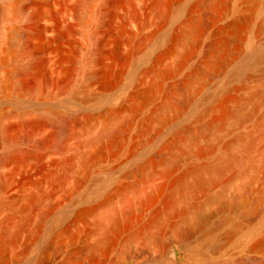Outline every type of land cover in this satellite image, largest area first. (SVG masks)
I'll list each match as a JSON object with an SVG mask.
<instances>
[{"label": "rangeland", "instance_id": "374dc122", "mask_svg": "<svg viewBox=\"0 0 264 264\" xmlns=\"http://www.w3.org/2000/svg\"><path fill=\"white\" fill-rule=\"evenodd\" d=\"M28 1L33 0H0V4L5 5L6 13H10L14 5ZM34 1L37 3L34 4L35 6L32 5V10H41L43 5L41 10L43 14L38 16L33 23L34 29L40 33L41 38L38 36L37 40L32 39L29 49L40 52L36 54L35 61L40 63L43 69H39L40 72L28 70L30 73H25L26 77L47 79V92L44 93L40 89L37 94L33 95L35 96L33 98L28 95L21 96L14 88L8 90L4 87L5 77L11 76L12 72L15 73L19 64L26 61V57L25 49L17 39L13 37L6 41L8 25H2L0 62L3 57H6V61L0 64V124L2 121H7L15 125L20 114H25L31 119L45 115L53 119L52 122L55 124L46 125L47 128L44 126L37 132L35 140L41 142L38 147L29 144L20 146L23 153L29 157L28 160L21 163L17 161L14 163L12 160L13 163L11 161L10 166L7 165L4 168L5 173L12 174L11 185L5 194L8 197L18 196L14 206L5 205L0 209V220L7 219L10 231L13 232L18 226L17 213L20 210L28 219V225L20 231L17 242L6 251V264H38L39 260L40 264H260L264 261V244L261 247L253 246L259 239H264V213L260 216V212L259 216H256V212L261 210L262 206L264 207V199L261 198L264 197V27L257 28L259 22L264 20V0H230L228 11L208 27L201 42H207L209 33L216 28L228 24L236 9H249L256 6L253 17L255 20L249 27L250 31L247 30L248 32L246 31L244 35L245 39L238 56L236 55L237 58L234 56L235 58L233 57V60L231 58L227 63L229 66L226 65L216 75L196 84L199 89L190 95V102L179 115L169 113L166 117H158L152 120L146 134H138L136 132L137 123L165 99L163 92L156 94L153 100L140 111L141 113L139 112L127 140L122 145L113 146L104 153L106 155L103 157L102 155L94 157V149L88 144L89 140L104 126L103 110L116 107L136 84L144 83L141 86L147 84L149 77L144 75V68L151 65L158 51L167 48V37L178 28L179 23L187 18V14L190 17H197L201 11L198 8L191 9L196 0H171L168 21L161 27L158 26L161 17L150 9L152 0H116L117 2L113 4L111 0H94L90 12L84 14L83 17H76L77 7L81 0H48L47 4H42L41 0ZM145 21L147 24L144 27L142 24ZM17 23L21 27L31 24L26 18L19 19ZM120 27L132 34H149L155 28L158 30L156 37L146 46L139 47L137 49L139 53L136 56L134 53L126 65L121 62L120 64L109 54L114 46H117L118 52L122 54L127 51L129 53L131 51L129 48L133 47L128 41L117 43L115 40L117 36L113 34H116ZM59 31H63L64 35L57 39L56 35ZM99 39L104 40L102 47L97 51L93 50V42ZM4 43L13 45L15 50L12 45L10 46L12 47L10 51L15 52L13 56L11 52L7 53L4 50L6 46ZM88 52L93 53L96 60L95 65L91 64L88 73H85L81 67L78 71L79 64L77 65L74 60L77 61L81 54ZM178 53L179 49L175 48L165 54L161 57L160 64L162 66L171 64ZM200 55L201 49L192 53L187 64L178 73L163 79V87L166 88L180 80L189 66L199 60ZM117 70H121V73L116 83L106 91L103 90L101 85L104 86V82L108 84L113 81ZM25 73L21 76H18L19 73L12 74L11 78L14 82L25 83L24 81L31 80L26 83H32L34 79L26 78ZM77 73L75 87L83 86L84 93L66 91ZM37 74L40 75L37 76ZM58 92L60 94L64 92V95ZM226 92L234 94L236 102H243L247 97L249 105L256 104L257 110L255 109L252 119L247 120L234 131L228 128L229 132L228 130L222 132L224 141L232 140L238 135L252 134L253 143L247 158H240L236 164L224 168H219L216 161H213L215 156H206L201 159L191 157L182 162L172 178L177 177L183 170L188 168L194 170L197 166L196 169L202 170L205 183L201 186L196 185L193 179H190L184 187L179 182L172 184V188L171 185L167 186L161 194L163 198L160 196L158 201L153 202L154 205L151 203V206L149 204L142 207L143 209L135 205L133 209L140 220L137 218L138 221L124 225L117 232L115 239L106 244L101 251L93 252L84 249V245H92L99 237L95 222L100 217L99 215L109 207L118 205L119 197L115 196L114 188L120 184L123 185L126 189L122 194L126 195L128 189L134 185L150 190L154 185L162 183L163 179L157 175L147 177L152 171L151 166L144 171L136 169L137 166L142 165L147 156L155 155L156 151L162 149L165 143L172 138L175 129L183 128L194 131L195 128L199 129L203 126L210 117V113L206 111L207 108L212 105L217 95ZM83 94L87 97L85 100L81 97ZM233 103L234 101L230 102L231 105ZM5 114L15 117H7ZM258 123L260 127L256 128ZM132 144H134L133 148H131ZM178 145H181V142H177L176 146ZM3 152L4 146L1 143L0 132V153L3 154ZM89 153L92 154L89 155ZM83 157L88 160L94 157L96 160L93 158L89 160L87 165L89 170H82L80 167ZM68 158L71 161L67 160ZM17 163L20 165L18 166ZM71 167H76L81 171H79L80 177H83V174L86 175L85 178L83 177L82 186H79ZM155 168V171H158L161 167L156 166ZM77 185L79 188L74 193ZM224 188L228 192H235L236 189L237 194H242L244 190L246 192L244 196L247 195L248 201L245 200L244 204L233 210L224 209L220 201L214 202L203 211L210 217V222L214 227L213 232L192 226L196 231L193 228L191 231L190 228V234L186 235L187 237L179 236V230L185 228L183 210L186 203L188 201L194 204L202 203L205 197L215 196ZM110 193V198H113L101 203L93 211L94 213L84 218H74L76 210L84 206L87 201L101 194ZM183 194L187 195L188 201L182 197ZM30 195L33 197L30 198ZM165 196H168V201ZM250 196L257 197V202ZM3 197L4 195L0 194V201ZM55 201L56 204H52ZM50 205H53V208H51L49 217H53L46 221L35 245L25 251L29 231L35 227L41 213ZM160 207L163 212L159 215L158 222L143 226V222L151 219L156 214L155 210L158 211ZM221 219L223 221H220ZM226 219H230V223L235 222L236 226L224 227L222 223ZM245 220H249L248 223ZM67 226L68 230L65 229ZM216 226H219L218 229ZM163 228L165 230H161ZM64 230H67L66 233ZM82 230H88L90 234L85 237ZM51 233L57 236H55L54 245L48 247L47 250H41L42 242ZM78 248L80 251L77 253Z\"/></svg>", "mask_w": 264, "mask_h": 264}, {"label": "bare ground", "instance_id": "6f19581e", "mask_svg": "<svg viewBox=\"0 0 264 264\" xmlns=\"http://www.w3.org/2000/svg\"><path fill=\"white\" fill-rule=\"evenodd\" d=\"M41 1H42V4L48 3V0H44V1L41 0ZM93 1L94 0H81L79 2V7H77L78 9H77V13H76L77 16L76 17H83L84 14L89 13L91 10V5H92ZM108 1H107V3H108ZM111 1H113L112 4L117 2L116 0H111ZM243 1H246V0H243ZM229 2H230V0H196L193 3V5L191 6V9H193V8L200 9V11H201L200 14L197 17H190L187 14V18H185L181 23H179V26H177L178 28H176V30H174L173 33L167 37V39H168L167 48L158 51L155 58H153L151 65L149 67L144 68V71H143L144 75L149 77V81L147 82V84L144 86H141L144 83H142L141 85H140V83L136 84L135 87H133L134 89L131 92H129L126 96H124L123 99L120 101V103L116 107L106 108L103 110L102 114L105 115L104 126L88 142V144L94 149V155H95L94 157L101 156V155H102L101 157H103V155L105 156L106 154H104V153L109 151L113 146H116L119 144L122 145L127 140L130 129L132 128V126L136 122L135 120H137L136 118L138 117L139 112L143 108H145L149 104V102H151V100H153V98L156 96V94H158L159 92H163L165 95V99H163V101L160 104L158 103V105L152 109L150 114H148L147 116L142 118L137 123L136 132L138 134H141V135L146 134L152 120H154L158 117H161V116L166 117L169 113L179 115V113H181V111L186 107L188 102H190V100H191L190 95L194 91L199 89V87L197 88L198 85H196V84H198L201 80H205V79H208V78L216 75L217 72H219L221 69L225 68L226 65H228L227 63L229 62V60L231 58L233 60V57L238 54L240 47H242L241 45L243 43V40L245 39L244 35H245L246 31L249 30V27H251L253 21L255 20V19L253 20V17H254V13L256 12V6L253 5L254 7H250L249 9H241V8L236 9L233 13L232 20L228 24H226L224 26L219 25L220 27L216 28L214 31L209 33L207 42H205V43L201 42V38L203 37V34L206 32L208 27L213 22H217L216 20H218L219 17H221L223 14H225L228 11ZM35 3H37V2L34 0L28 1V2H22V3L20 2V4H16L12 7L10 13L5 12V5L4 4H0V29H1L2 25H4V24L8 25V32H7L6 41H8V40H10V38L14 37L15 39H17L19 44L23 45V49H25L26 61L20 63L19 66L17 67V70L15 73H17V74L19 73L18 76L19 75L21 76V74L23 75V73H25V72L30 73L28 70H34V71L36 70V72L37 71L40 72L39 69H43L41 64L35 61L36 54L39 51L34 52L31 49H29L30 41L40 35V33L36 29H34L35 27H33V23L38 16L43 14L42 13L43 11L41 12L43 5L41 6L42 7L41 10H32V5L35 6L34 5ZM39 6H40V4H39ZM39 6H37V7H39ZM6 9H8V7H6ZM48 9H47V11L49 12ZM150 9L153 13H155L156 15L161 17L158 26L162 27L168 21L169 14L171 11V0H152V2L150 4ZM44 10H46V9H44ZM51 15L55 16V14H51ZM24 18H26L29 22H31V24L27 27H21L17 23L19 19L22 20ZM101 23H102V21H101ZM259 23H260L259 25L257 23V25H258L257 28L262 29L264 27V20H261V22H259ZM146 24H147V21H145L142 25L144 26ZM68 28L70 29V27H68ZM157 31L158 30L155 28L149 34H143V33H136V34L133 33L132 34V32L131 33L126 32L125 28L120 27L117 30V33L113 34V35L117 36L115 40L117 41V43H120V41H128L132 44L133 47H132V49L129 48L131 50L129 53H127L128 52L127 51V52L122 54V53L118 52L117 46H114L110 49L109 54H111L114 57V59L116 58L119 63L121 62V63L126 65V63H128L131 60V57H133L134 53H135V56L139 53L137 50V49H139V47L146 46L150 41H152L156 37ZM256 31H258V30H256ZM258 32H260V30ZM258 32H256V33H258ZM63 35H64V32L59 31L56 35V38L60 39L63 37ZM15 39H13V40H15ZM36 40H37V38H36ZM17 41H15V43ZM103 42H104V40L102 41V39L94 41L93 42V50L97 51L98 49H100L102 47ZM8 44H9V46H7ZM8 44L6 43L5 49L3 48L7 53L11 52L10 49L13 47L12 44H10V43H8ZM11 45H12V47H10ZM175 48L179 49V53H178L176 59L171 64L166 65V66H162L160 64L161 57H163L165 54L171 52ZM198 49H201V55H200L199 60L197 62H195L194 64H192L191 66H189L187 72L182 76V78L180 80H178L177 82L172 83V84L169 83L170 85H168V87L164 88L163 87V79L165 77L171 76L174 73H178V71H180L187 64V61L189 60L188 59L189 56L192 53L194 54V52L197 51ZM13 50H15L14 47H13ZM77 51H79V50H77ZM13 52L14 51L11 52L12 56H13ZM78 53L79 52H77V54ZM99 54H101V53H99ZM237 56H236V58H237ZM5 59H6V57L5 58L3 57L1 59L0 64L4 63L6 61ZM74 61H75V63H77V65L79 64L78 65V71H79V68L81 67V68H83L85 73H88L87 71L89 70L91 64L95 65L94 61H96V60L94 58L93 53L88 52L85 54H81L80 57L77 59V61L76 60H74ZM96 64H97V62H96ZM15 73L12 72V74H14V75H15ZM120 73H121V70H117L114 73V77H113L114 80L108 84L104 82V86L101 85V88L103 87L102 89L105 91L107 89L111 88L116 83L117 77L120 75ZM12 74H11V76H12ZM26 75L27 74L25 73V77H26ZM38 75H40V74H37V76ZM71 75H73V74H71ZM77 75H78V73L74 76V78L71 82V85L68 87V89H66V91H69L72 93H73V91H78L76 93H80V92L84 93L85 88L83 86L75 87V84L77 82ZM94 75H95V73H94ZM108 75H110V74H108ZM11 76L7 75L5 77L6 80L4 79V81H5L4 87L8 88V90H9V88H11V90H12V88H14L19 94H21V96H23V95L33 96V95L37 94L40 91V89L44 93L47 92V88H48V80L47 79H39V77L34 79L32 76L34 81L30 84H27V83L31 82V80L30 81L28 80L29 82L26 80V81H24L25 83H23L21 80H20L21 82H14L13 79L11 78ZM35 76H36V73H35ZM25 77H23V78H25ZM103 77L104 76H102V78ZM26 78H30V77L27 76ZM32 78H30V79H32ZM171 78H173V77H171ZM165 79H167V78H165ZM1 82H2V80H1ZM141 82H144V81H141ZM59 84H62V83L60 82ZM230 92H232V91H230ZM63 93L60 94V92H58V94H60V95H62ZM77 95H79V94H77ZM34 97L35 96H33V98ZM81 97H83L82 98L83 100H85V98H87L85 94H83ZM235 97L236 96L234 94L227 93V92L222 93L220 95H217L215 97L212 105L210 107H208L206 110V111H208V113H210V117L203 126H201L199 129L195 128L196 130H194V131L186 130L183 128L175 129L173 132L172 138H170V140H168V142L165 143V145L163 146L162 149H160L158 152L156 151L155 155L147 156L144 159L142 165H138L137 168L135 167L138 170L142 169L144 171L148 166H151L152 171H150L148 173L147 177L157 175V176L161 177V179H163L162 183L154 185L150 190H144V188H142L140 185H134L128 189L126 195L122 194V192L126 189V187H124L123 185L120 184L114 188L115 196L119 197L118 205H113V206L109 207L106 211H104L101 215H99L100 217H98L95 221L96 222V228H97L96 230L99 231V237L92 245L91 244L86 245V246L84 245V249L86 248L87 250H90L93 252L101 251L106 244L111 243L115 239L117 232H119V230L124 225L130 224L133 221H138L137 220L138 217L136 216L135 211L133 209L135 205L140 207V208L145 207L149 204L151 206V203L153 204V202H155V200L158 201L157 199L160 198V196H162L161 194L164 193L163 191L165 190V188L167 186L171 185V188H172V184L179 182L180 185H182L184 187L188 183V180H190V179H193V181L196 185L201 186L202 184L205 183V177L202 174V170L196 169V168H198L197 166L195 167L194 170L189 169V168L187 170H183V172L180 173L177 177H174L175 179L172 178V176L174 175V172L177 171L176 169L178 168V166L182 162H184L188 159H191V157L201 159V158H204L206 156H215V160H213V161L214 162L216 161V164L219 166V168H224L226 166H231V165L236 164L240 160V158H242V159L247 158V154H248V152L251 148V145L253 143L251 133L250 134L247 133L244 135H238L229 141L223 140L222 132L227 131L228 128H230L231 130L234 131V129H237L238 127L242 126L247 120L249 121L250 119H252V117L254 116L253 113L255 112V109H256V104L249 105V102H248L249 98L247 99V97H246L245 101L239 103V102H236ZM233 101H234V103H233V105H231L230 102H233ZM20 113H22V112H20ZM9 116H13V115L9 114ZM9 116H7V117H9ZM15 116H13V118ZM52 120L53 119H51L45 115L43 117L31 119V118H28L25 114L18 115V121H17V123H15V125L13 123L14 126L11 125L10 123H8L7 121L1 120L2 121L0 124L1 143L4 146V152H3V154L0 153L1 154L0 155V194L4 195V197L0 201V209L2 207H4L5 205H7L9 207L14 206V203L16 202L17 196H18V195L17 196L15 195L16 197L6 196V194H5L6 190L11 185L12 174L5 173L4 168L7 165L10 166V162L12 160H14V163L16 161L21 163L25 160H28L29 157H27V155H25L23 153L22 149H20V146L22 145V147H23L24 144H29V145H32L34 147H38L41 142L37 141V139L35 140L37 132L41 128H43L44 126L54 123V122H52ZM258 127H260V124L257 125L256 128H258ZM46 128H47V126H46ZM229 130H228V132H229ZM149 139H151V138H149ZM177 142H181V145L176 146ZM133 145L134 144H132L131 148H133ZM119 149H121V148H119ZM88 152H89V150H88ZM92 153H89V155ZM94 157H92V158L94 159ZM91 159H89V160H91ZM67 160L71 161L70 158H68ZM89 160L87 158L83 157V159L80 163V167L82 170H89V168L87 169V165H88ZM94 160H93V162H94ZM12 163H13V161H12ZM90 164H91V162H90ZM17 165L19 166L20 164L17 163ZM189 165H191V164H189ZM156 166H160L161 168L158 171H155ZM71 171L76 176V180H77L79 186L80 185L82 186V183H84L83 180L86 177V175L85 174L82 175L84 178L80 177L81 176V174L79 175L80 170L76 169V167H73L71 169ZM206 171H207V169H206ZM84 173H85V171H84ZM209 173L211 174L210 170H209ZM248 184H250V183H248ZM79 186L78 185L76 186L74 193H75V191H77V188H79ZM189 189H191V188H189ZM249 190H251V189H249ZM109 191H111V190H109ZM247 191H248V189H247ZM226 192H227V194H226ZM237 192L238 191L236 189H235V192L234 191L228 192L227 189L224 188L220 193H217V195H215V196H208L207 195L208 197H205L204 201L202 203H199V204H197V203L194 204L192 202H189L188 201L189 198L187 197V195L183 194L182 197L188 202L186 203L185 208L183 210L184 211L183 213H184L185 228L179 230V232H178L179 236L180 235L186 236V235L190 234V228L192 231V228H193L192 226H194V227L196 226L197 228H200L201 230L213 232L214 227H213L212 223L210 222V217L208 216V214H205L203 211L205 210V208H207V207L209 208L214 202L217 203V201H220V203L222 204L224 209H231V210L237 209L238 206L240 207L242 204H244L245 200L248 201V199L246 197L247 195L244 196V194H246V192L244 190H243L242 194L241 193L237 194ZM254 192H256V191H254ZM263 192H264V190H263ZM251 193H252V191H251ZM109 195H111V193L107 194V195L101 194V195L97 196L96 198H94L90 201H87L84 206H82L76 210V212L74 214L75 215L74 218H77V219L84 218L85 216H87L91 213H94L93 211L101 203L105 202L106 200L113 198V197L110 198ZM259 195H260V193H259ZM254 196H255V194H254ZM29 197L32 198L33 196L30 195ZM162 198H163V196H162ZM251 198H252V200L254 199L255 201L258 199L257 197H256L257 199L255 197L253 198V196ZM261 198L264 199V197H261ZM165 199H167V201H168L169 200L168 196H165ZM191 201H193V200H191ZM163 203H165V202H163ZM253 203H255V202H253ZM52 204H56V201H55V203H52ZM168 205H169V203H168ZM262 207L260 208V206H259V208L261 210H258L259 209L258 207H257L258 209L256 208V210H258V212H256V216L257 215L259 216L260 212H261L260 216H262V213H264V212H262V210H263ZM51 208H53V205H50L49 208L45 209L41 213V215L39 216V218L36 221L35 227L29 231V234H28L29 240L25 244V251H27L28 249L33 247L35 245V243L37 242V238H38L39 234L41 233L43 226L45 225L48 218H50L49 217L50 211H52ZM155 211H156V214L154 212L155 215L151 219L149 218V220L144 221L143 226H149V225H152V224L158 222L159 215H161L163 210L160 207L158 211L157 210H155ZM175 215H177V214H175ZM171 216H173V215H171ZM17 217H18V226L13 232L10 231V226H9V222L7 219L0 220V264H6V259H5L6 256L5 255H7L6 254L7 249L9 247L13 246L17 242V238H18L20 231L22 229L26 228V226L28 225V219L23 214V211L20 210L17 213ZM181 217H183V216H181ZM240 217H242V216H240ZM254 219H255V217H254ZM254 219H253V221H254ZM229 220L226 219V221L222 223L224 227L225 226H236L235 222L230 223ZM249 220H245V222L247 221L246 223H248ZM251 220H252V218H251ZM182 221H183V219H182ZM220 221H223V220L221 219ZM139 222H141V221H139ZM178 223H174V224H178ZM220 226H222V225H220ZM218 227H217V229H218ZM62 228H63V226H62ZM65 229L68 230V226ZM193 229H195V228H193ZM67 230H64V232ZM96 230H95V232H96ZM161 230H165V229L163 228ZM195 231H196V229H195ZM68 232H70V231H68ZM72 232H70V233H72ZM227 232H229V231L227 230ZM80 233H81V231H80ZM74 234H75V232H74ZM89 234L90 233L88 232V230L83 231V236L87 237V235H89ZM206 235H207V233H206ZM55 236L56 235H53L52 233L48 234L40 246L41 250H45V249L47 250L48 247H50L51 245L53 246L54 245L53 243L55 242V239L57 237V236L56 237ZM68 236H70V235H68ZM73 237L75 238V236H73ZM263 244H264V239H259L255 244H253V246H255V247L260 246L261 247ZM251 246H249V247H251ZM78 249L79 250H77V253H78V251H80V248H78ZM253 249H255V248L253 247ZM74 253H75V251H74ZM24 254H26V253H24ZM38 264H40V260H39ZM260 264H264V261H261Z\"/></svg>", "mask_w": 264, "mask_h": 264}, {"label": "water", "instance_id": "95a60500", "mask_svg": "<svg viewBox=\"0 0 264 264\" xmlns=\"http://www.w3.org/2000/svg\"><path fill=\"white\" fill-rule=\"evenodd\" d=\"M129 264V263H128Z\"/></svg>", "mask_w": 264, "mask_h": 264}]
</instances>
